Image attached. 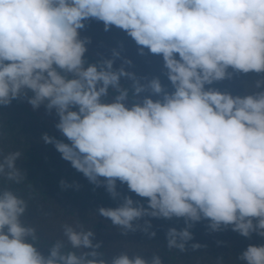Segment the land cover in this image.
<instances>
[{"label":"clouds","instance_id":"clouds-1","mask_svg":"<svg viewBox=\"0 0 264 264\" xmlns=\"http://www.w3.org/2000/svg\"><path fill=\"white\" fill-rule=\"evenodd\" d=\"M92 21L123 32L139 55L159 57L161 74L128 71L129 59L114 68L115 48L89 62L82 33ZM249 76L242 92L216 87ZM13 101L55 112L67 142L41 139L118 202L97 214L122 237L153 240L157 219L183 221L165 233L166 248L179 253L200 222L209 233L264 241V0H0V108ZM21 156L0 153V180L27 179ZM28 211V199L0 187V264H164L157 253L109 258L93 229L68 223L42 250ZM237 259L264 264V242Z\"/></svg>","mask_w":264,"mask_h":264},{"label":"trees","instance_id":"trees-1","mask_svg":"<svg viewBox=\"0 0 264 264\" xmlns=\"http://www.w3.org/2000/svg\"><path fill=\"white\" fill-rule=\"evenodd\" d=\"M82 35L91 38L86 54L89 62L111 58L112 49L115 48L121 52V58L115 60L114 68L120 67L123 59H129L132 65L125 66L128 71L137 75L161 74V59L152 55H139L134 42L118 29L113 28L112 31L105 32L102 23L92 21ZM121 43L122 50L119 48ZM161 78L167 83L163 76ZM242 79L251 82L253 77L224 81L216 87L234 93L242 92ZM121 83L129 82L122 80ZM57 122L55 112L49 115L43 106L33 111L26 102L13 101L10 107L0 108V132L3 133L0 136V153L6 155L12 151H20L22 156L16 162L17 167L27 175V179L19 185L0 180V187H11L29 200V211L25 220L37 226L41 237L39 246L42 250H46L54 240L61 238V226L68 223L93 229L96 240L104 241L102 250L109 258L126 251L130 256L141 254L149 259L153 253H157L164 260V264H217V259L221 257L224 264H242L237 256L245 248L217 244L206 239L201 235L206 230L198 224L190 230L194 234V240L189 242L186 253L168 250L165 233L169 227L183 228L185 225L182 220L153 219V227L157 231L153 240L139 232L122 237L110 221L97 214L98 207H115L118 202L112 200L103 187L94 189V185L82 173L77 172L70 162L61 158V154L53 145L45 144L41 139L43 133H48L67 142L54 127ZM61 180L72 187L62 188ZM75 184L80 185L79 189ZM118 189L127 194L126 186L118 185ZM194 242L207 247L193 251L190 245Z\"/></svg>","mask_w":264,"mask_h":264},{"label":"rangeland","instance_id":"rangeland-1","mask_svg":"<svg viewBox=\"0 0 264 264\" xmlns=\"http://www.w3.org/2000/svg\"><path fill=\"white\" fill-rule=\"evenodd\" d=\"M197 224L199 225V227L206 230V222H200ZM203 232L204 231H202V233ZM201 235L205 236L206 239H209L212 242L216 243L219 241V242H222L219 244H223V245L227 244L233 247H240V248H246L247 245L250 243L259 244L261 242H264V241H261L260 238L255 237V236L251 240L245 239L241 237L240 235H238L237 233L232 232L231 230L223 231V232H215V233H209L206 230V232H204Z\"/></svg>","mask_w":264,"mask_h":264}]
</instances>
